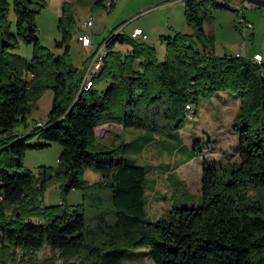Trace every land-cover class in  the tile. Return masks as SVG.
Instances as JSON below:
<instances>
[{
	"label": "trees",
	"instance_id": "1",
	"mask_svg": "<svg viewBox=\"0 0 264 264\" xmlns=\"http://www.w3.org/2000/svg\"><path fill=\"white\" fill-rule=\"evenodd\" d=\"M93 4L106 9L104 0ZM183 4L194 33L161 38L163 61L145 42L111 34L99 45L105 46L101 70L84 90L85 71L70 55L71 10L62 9L60 38L50 50L37 39L43 4L13 0L17 33L12 35L8 2L0 0V54L17 48L18 38L33 45L31 60L11 69L14 74L0 85V156L16 157L15 164L0 166V264H120L123 251L143 248L152 264H264V64L260 68L245 57L215 54L204 23L217 10L229 11L227 6L215 0ZM48 90L52 102L45 128L37 127L38 121L31 131L46 145L16 141L14 129L26 126ZM226 91L240 101L232 120L237 162L202 169L197 207H174L161 219L148 220L147 169L126 159L124 143L103 145L94 130L111 123L122 130L174 134L184 128L186 105L197 108ZM54 143L61 147L57 170L39 168L36 177L24 168L27 150ZM87 169L100 176L98 183L83 180ZM54 182L62 202L42 207L40 198ZM73 190L82 196L75 207L66 204ZM44 249L46 256H35Z\"/></svg>",
	"mask_w": 264,
	"mask_h": 264
},
{
	"label": "rangeland",
	"instance_id": "2",
	"mask_svg": "<svg viewBox=\"0 0 264 264\" xmlns=\"http://www.w3.org/2000/svg\"><path fill=\"white\" fill-rule=\"evenodd\" d=\"M39 1L43 4V8L36 17L37 39L41 47L50 50H54L55 42L60 38L57 26L63 8H69L72 12L75 30L73 37L84 21L89 18L92 19L94 25L91 30L92 42L95 45L102 44L111 34L115 35L116 33H121L135 42H140V40L132 37L133 29L141 27L140 29L143 31V24H145L147 27L146 32L150 37L148 40L150 44L148 45L155 49L159 61L165 59V44L161 41V38L172 37L176 33L187 35L194 33V30L186 25L184 7H180L178 2L172 4L173 9L155 13L147 18L149 14L154 13L156 10L145 13L144 8H140L139 2L142 0H123L118 8L120 10L96 7L93 0ZM7 2L6 21L9 25L10 34L16 35L17 17L13 10V0H7ZM234 2L236 0H233ZM220 11L232 12L230 10H217L216 12ZM241 12L253 24H256L254 20H264L257 7L253 6L252 10L243 8ZM238 15L240 16V14ZM216 21L217 24L218 20ZM212 22L211 16L205 21L204 29L207 35L214 39V49L218 54L226 55L227 51L234 52L236 49L239 51L240 44L242 45L243 42L247 47L251 45L252 39L249 34H246L245 39H242V36L236 33L235 30H229L225 26V21L221 23L219 28ZM258 24L255 25L257 32L255 46L264 53V25L258 26ZM144 35H146L145 32ZM151 39H156L155 45L151 44V42L153 43ZM1 44L2 41H0V49L2 48ZM70 45L73 64L86 71L87 65L85 64L90 55L76 45L75 39H72ZM121 50L128 51V47L123 46ZM161 50L163 51L161 52ZM32 51V44H25L22 38H18L17 48L13 50L5 49V53L0 54V85L7 83L9 77L14 74L11 69L20 68L22 64L31 60ZM223 94H226L229 98L216 95L215 98H212L213 100H203L197 108L193 107L191 119H185L183 131L178 133L180 135L174 134L166 137L164 134L159 136V134H151L149 131L116 129L115 126H113L114 128L107 125H104L107 127H96L94 134L101 144L118 146L124 143L127 147L126 159L130 158L136 165L147 169V204L145 210L148 220L161 219L174 207H197L201 204L200 182L203 165L210 167L214 160L225 161L226 155L232 156L235 151H238L239 148L236 144L238 134L232 129L233 118H231V114L235 112V100L238 104L240 101L227 91ZM51 102L52 92L50 90L45 91L36 102V107L28 117L26 126L19 125L14 129L13 133L18 136L16 141L27 138L24 140L27 146L46 145L45 141L40 139L38 135H32L31 131L36 122H44L47 119L46 115L50 111ZM194 112H196V115H194ZM103 128L106 130L100 131ZM108 135H111V137L103 139ZM142 135L146 136L148 140L144 141ZM150 137L153 138L155 143L149 140ZM191 138L195 141V145L189 147L187 144ZM60 153L61 147L57 143L41 150H27L23 159V166L35 173V176L39 168L57 170ZM15 162L16 157L13 154L0 156L1 167L13 165ZM235 162L230 160L231 164ZM217 167V169H220L219 165ZM163 176L169 177L168 182L170 184L167 187ZM83 180L89 185H93L100 181V176L87 169L83 173ZM153 180L156 181V187L154 188L151 185ZM61 198L59 183L54 182L47 186L40 198V204L42 207H56L61 204ZM81 201V192L77 190L71 191L66 197V204L71 207L78 206ZM189 204H192V206ZM149 205L155 207L150 209ZM47 253L48 250L44 249L42 252L36 253L35 256L42 258ZM120 264H152V262L147 257V249L143 248L123 251Z\"/></svg>",
	"mask_w": 264,
	"mask_h": 264
},
{
	"label": "crops",
	"instance_id": "3",
	"mask_svg": "<svg viewBox=\"0 0 264 264\" xmlns=\"http://www.w3.org/2000/svg\"><path fill=\"white\" fill-rule=\"evenodd\" d=\"M123 0H114V3H113V5H112V7L110 8V9H114V10H120V9H118L119 8V5H120V3L122 2ZM183 1L184 0H142V1H140L139 3H140V5H141V7L140 8H144V12L145 13H147V12H151V11H154V10H156V11H154V13H151V14H149L148 16H147V18L148 17H150L151 15H153V14H155V13H159V12H163L164 10H168V9H173V6H172V4L174 3V2H178L179 4H180V7H184V4H183ZM93 2H94V0H93ZM142 3V4H141ZM241 2L239 1V0H236V2H234V4H240ZM162 4H164V5H162ZM139 8V9H140ZM251 10H252V7L250 8ZM134 10V9H133ZM257 10H259L260 11V14L261 15H263V16H261L262 18H264V10H262V9H258L257 8ZM233 13V14H232ZM237 16H238V14L237 13H234V12H227V11H220V12H214L213 14H212V19H213V24L214 25H217V27L219 28V27H221V23L223 22V21H225L226 23H225V26L227 27V28H229V30H235V32L236 33H238V31L236 30V28H235V24H236V18H237ZM240 16H242L245 20H247V22L248 23H250V24H252V26H253V29L252 30H250V31H247L246 32V34H249L250 36H251V39H252V42H251V45L250 46H246V44H245V42H243V47H244V49H243V57H245V58H248V59H251L254 55H256V54H259V55H261V57H262V59H263V61H264V53L262 52V50L261 49H258L256 46H255V37H256V27H255V25L256 24H258V23H260V24H258V26H260V25H264V20H254V22H256V24H253V22H251V21H249L247 18H246V16L243 14V12H241L240 13ZM260 18V17H259ZM89 19H91V18H89ZM88 20V19H87ZM92 20V19H91ZM216 20H218V23L216 24ZM259 21V22H258ZM94 26V25H93ZM141 27H135L134 29H133V31L134 30H136V29H140ZM143 33L145 32V34H146V37H147V40H146V42L145 43H147V44H150V42H148V40H149V34L146 32L147 30V27H146V25L145 24H143ZM79 30H80V27L78 28V30L76 31V35L74 36V37H72V39H75V41H76V39H77V36H78V34H79ZM238 34H240V33H238ZM216 36V35H215ZM242 36V35H241ZM245 37H246V35H245ZM217 38V37H216ZM72 39H71V41H72ZM242 39H243V37H242ZM245 39V38H244ZM151 41H153V43L151 42V44L152 45H155V42H156V39H151ZM253 43V44H252ZM76 45L82 50V51H85V50H83L81 47H80V45L76 42ZM92 45H93V47L94 48H97L99 45H95V44H93V42H92ZM240 46H241V44H240ZM163 50H161V52H162ZM70 52H71V45H70ZM85 52H87V51H85ZM239 51H238V49H236V51H227V53H226V55H228V56H235L237 53H238ZM88 54L90 55V52H88ZM215 54L216 55H218L219 57H222V56H225V55H222V54H218L216 51H215ZM75 66V65H74ZM75 67H77V68H80L79 66H75ZM222 95V96H221ZM217 96L218 97H224V98H229V96H227L226 94H223V92H221V93H218L217 94ZM215 98V97H214ZM223 98V99H224ZM213 100V99H212ZM222 101H224V100H222ZM235 103H236V107L234 108V110H235V112H234V114H231V118H234L235 117V114L237 113V111H238V107H239V104H238V102L235 100ZM223 110H224V108H223ZM50 112V111H49ZM49 112L47 113V115H46V118H47V116H48V114H49ZM45 118V119H46ZM44 119V120H45ZM183 130H181V131H179V132H176V133H174L175 135H180V134H178V133H180V132H182ZM174 134H164V135H166V137H168L169 135L171 136V135H174ZM160 135H163V134H159V136ZM109 137H111V135H108V136H105L103 139H108ZM142 137H143V139L144 138H147L146 136H144V135H142ZM181 137V136H180ZM148 140V139H147ZM149 140H151V142L152 143H155V141H153V138L152 137H150L149 138ZM159 141V140H158ZM236 144H237V146H238V148H239V144H238V141H236ZM193 145H195V141H193L192 140V138L191 139H189V141H188V144H187V146H189V147H192ZM188 153H190L189 151H188ZM230 153V152H229ZM238 155H239V149H238V151L236 152H234L233 153V155L232 156H229V155H226V157H225V161H222V162H219L218 160L217 161H213V163L210 165V167H214V168H218L217 167V165H219L220 166V168H221V166H225V165H228L229 163H230V160H234V161H236L237 162V160H238ZM229 156V157H228ZM231 164V163H230ZM233 164V163H232ZM204 167L205 166H207V167H209L208 165H203ZM203 167V168H204ZM202 168V169H203ZM202 174V173H201ZM147 176H148V173H147ZM163 178H164V180H165V182H166V187H167V185L168 184H170L169 182H168V180H169V177L167 176V177H165V176H163ZM160 180V179H159ZM155 180H153V181H151V185H152V187L154 188V187H156L155 186ZM200 184H201V182H200ZM146 186H147V184H146ZM164 186V187H165ZM152 187H150V189H152L153 190V188ZM151 190V191H152ZM198 190V189H197ZM190 206H192V204H189ZM149 207H150V209H152V208H154L155 206H152V205H149ZM164 216V215H163Z\"/></svg>",
	"mask_w": 264,
	"mask_h": 264
},
{
	"label": "built area",
	"instance_id": "4",
	"mask_svg": "<svg viewBox=\"0 0 264 264\" xmlns=\"http://www.w3.org/2000/svg\"><path fill=\"white\" fill-rule=\"evenodd\" d=\"M114 0H104V6L106 9H110L113 5ZM216 4L227 6V8L237 14H240L243 8L250 9L251 7L245 3L242 2L240 4H234V3H225L223 0H215ZM93 28V21L91 19H88L84 21L80 27L79 34L77 36L76 42L80 45V47L90 52V58L88 60V64L86 66V71L83 77L82 81V87L84 90H88V88L91 87V83L95 76L100 72L101 66H102V59L105 55V46H98L97 48H94L92 45V30ZM235 28L242 35L243 39L245 38L246 32L253 29L252 24L248 23L242 16H237L236 18V24ZM132 37L134 39L140 40V42H146L147 37L144 35L143 31L141 29H136L132 33ZM244 44L240 46L239 52L235 55V57H243V47ZM254 64L262 68L264 61L261 57V55L256 54L250 59ZM187 110V118L191 119V112H192V106L190 104L186 105ZM37 127L45 128L44 122L42 124H36Z\"/></svg>",
	"mask_w": 264,
	"mask_h": 264
},
{
	"label": "water",
	"instance_id": "5",
	"mask_svg": "<svg viewBox=\"0 0 264 264\" xmlns=\"http://www.w3.org/2000/svg\"><path fill=\"white\" fill-rule=\"evenodd\" d=\"M241 1L247 3L250 7L254 6V7H257L258 9H264V0H241ZM104 125L111 126V127L118 126V127H120L121 130L123 129L122 126L114 125L111 123L101 124L99 126H104ZM94 132H95V130H94Z\"/></svg>",
	"mask_w": 264,
	"mask_h": 264
},
{
	"label": "bare ground",
	"instance_id": "6",
	"mask_svg": "<svg viewBox=\"0 0 264 264\" xmlns=\"http://www.w3.org/2000/svg\"><path fill=\"white\" fill-rule=\"evenodd\" d=\"M104 127H107V126H104ZM112 128H114V127H112ZM115 128H116V129H120V127H118V126H117V127L115 126ZM104 130H106V129L103 128V129H101L100 131H104Z\"/></svg>",
	"mask_w": 264,
	"mask_h": 264
}]
</instances>
